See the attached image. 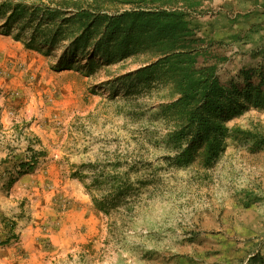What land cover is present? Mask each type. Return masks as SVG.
Returning a JSON list of instances; mask_svg holds the SVG:
<instances>
[{
	"label": "rangeland",
	"instance_id": "374dc122",
	"mask_svg": "<svg viewBox=\"0 0 264 264\" xmlns=\"http://www.w3.org/2000/svg\"><path fill=\"white\" fill-rule=\"evenodd\" d=\"M37 1L0 0V264H264V109L225 116L208 165L197 148L178 164L177 77L135 76L163 57L105 58L93 28L74 46L92 18L64 22L51 46L44 26L32 50L26 20L5 23ZM40 1L107 17L188 5L192 48L225 59L222 83L264 62V0Z\"/></svg>",
	"mask_w": 264,
	"mask_h": 264
},
{
	"label": "trees",
	"instance_id": "16d2710c",
	"mask_svg": "<svg viewBox=\"0 0 264 264\" xmlns=\"http://www.w3.org/2000/svg\"><path fill=\"white\" fill-rule=\"evenodd\" d=\"M187 6L170 5L163 9L138 10L107 17L90 15L86 11L70 15L68 9L62 11L45 6L39 0L29 10L25 5L15 6L5 26L14 22L17 17L24 18L33 33L26 46L38 50L33 46L34 36L44 26V43L51 46L56 36L63 31L64 22L72 21L82 25L92 18L91 23L83 28L84 34L73 43L74 46L86 39V33L93 28L100 29L96 52L105 58L139 47L152 51L159 58L163 57L135 76L144 75L148 70L155 72L161 65L168 66L166 73L177 77L175 81L179 88V98L170 107H178L184 113L182 126L169 137L180 149L175 161L178 164L188 162L197 148L201 149L199 154L208 165L222 150L221 144L227 131L220 125L224 123L225 116L238 114L249 107L264 109V62L260 61L251 69H242L229 81L222 83L215 70L217 63L225 59L216 55L215 48L202 51L192 48L201 39H196L198 30L192 27V21L188 19L190 16L185 13L187 9L183 10ZM67 15H70L69 19H66ZM241 38L231 36L230 40ZM111 39H116L112 49L109 43ZM222 43L211 40V45ZM49 51L50 49L47 52ZM261 54H251L250 58H259ZM96 56L98 55L93 57ZM198 59L210 62L212 66L197 69L195 65ZM260 139L264 145V138Z\"/></svg>",
	"mask_w": 264,
	"mask_h": 264
},
{
	"label": "bare ground",
	"instance_id": "6f19581e",
	"mask_svg": "<svg viewBox=\"0 0 264 264\" xmlns=\"http://www.w3.org/2000/svg\"><path fill=\"white\" fill-rule=\"evenodd\" d=\"M9 55V54H8ZM12 55V54H11ZM14 59V58H13ZM15 61V60H14ZM15 65V64H14ZM16 66V65H15Z\"/></svg>",
	"mask_w": 264,
	"mask_h": 264
}]
</instances>
